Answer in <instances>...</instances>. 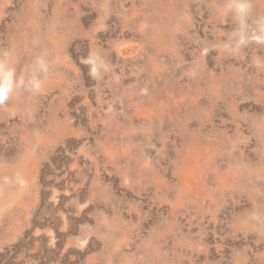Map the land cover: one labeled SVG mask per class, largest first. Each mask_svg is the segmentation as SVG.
I'll list each match as a JSON object with an SVG mask.
<instances>
[{
	"label": "rangeland",
	"instance_id": "rangeland-1",
	"mask_svg": "<svg viewBox=\"0 0 264 264\" xmlns=\"http://www.w3.org/2000/svg\"><path fill=\"white\" fill-rule=\"evenodd\" d=\"M238 3L0 0L18 75L50 65L0 106V264H264V0Z\"/></svg>",
	"mask_w": 264,
	"mask_h": 264
},
{
	"label": "clouds",
	"instance_id": "clouds-1",
	"mask_svg": "<svg viewBox=\"0 0 264 264\" xmlns=\"http://www.w3.org/2000/svg\"><path fill=\"white\" fill-rule=\"evenodd\" d=\"M237 13L246 11V0H239L238 6L234 9ZM261 26L258 25V28ZM264 30V29H262ZM237 43L239 46L246 45L248 39L241 38L238 34ZM50 70V65L43 57H37L33 74L30 76L18 75L17 68L12 59L10 50H0V106L7 104V102L18 91H25L33 94H39L42 91L43 83L41 76H46ZM16 183L23 186L25 181L22 176H16ZM8 181L5 180V183Z\"/></svg>",
	"mask_w": 264,
	"mask_h": 264
}]
</instances>
